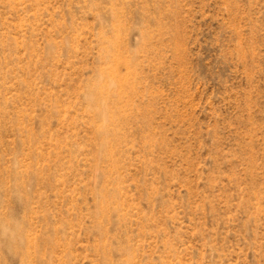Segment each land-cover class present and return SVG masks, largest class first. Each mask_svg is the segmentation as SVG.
<instances>
[{
  "label": "rangeland",
  "instance_id": "1",
  "mask_svg": "<svg viewBox=\"0 0 264 264\" xmlns=\"http://www.w3.org/2000/svg\"><path fill=\"white\" fill-rule=\"evenodd\" d=\"M0 264H264V0H0Z\"/></svg>",
  "mask_w": 264,
  "mask_h": 264
}]
</instances>
